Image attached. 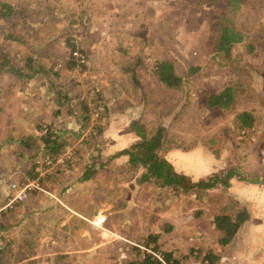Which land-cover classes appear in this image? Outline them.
Returning a JSON list of instances; mask_svg holds the SVG:
<instances>
[{"label":"rangeland","instance_id":"374dc122","mask_svg":"<svg viewBox=\"0 0 264 264\" xmlns=\"http://www.w3.org/2000/svg\"><path fill=\"white\" fill-rule=\"evenodd\" d=\"M6 1L21 9L25 16L22 19L37 26V33L27 34L23 26L21 31L27 37L29 35L34 38V45L31 43V46L35 50L41 48L39 52L46 62L45 65L51 62L62 68L56 82L69 86L72 93L83 92L82 96L87 98L88 106L95 111H92L86 128H82V121L80 123L78 118L69 112L68 104L64 102L58 107L53 102L55 96L44 77L36 78L41 79L39 81L19 80L5 92H0V109L4 108L1 114L7 110L9 115L5 118L1 136H6L4 133L7 131L13 134L24 131L34 134L38 126L51 122L56 127L68 128L74 135L67 133V152L78 151L73 157L74 172L67 173L76 175L79 165L75 162L84 165V160L90 153L93 156L97 154L94 159L99 162L103 156L106 158L136 142L138 137L130 128L132 119L141 114V118L153 120L157 115H164L161 125L181 139L180 145H171L165 151L166 159L179 173L197 179L239 166L238 169L250 177L254 174H264V29L260 28L261 22L264 25V8H260L264 7V0H243L234 17L238 28L249 32V39L236 44L231 50V56L238 60L241 70L235 69L236 65L234 67L233 63L229 67L218 63V58L211 59V26L216 24L226 11V6L220 3L196 6L195 0ZM38 10L43 15L35 14ZM26 13H31V18ZM118 44L131 47L128 53L130 58H134L140 51L142 52L139 55L146 56V60L155 55L171 57L177 65L179 64L176 66L179 72H183V86L172 92L164 89L162 85L160 90L154 89L156 80L142 72L141 66L136 70V84L131 82L129 75L119 66L124 63L127 50L122 54V51L118 50ZM24 47L29 50L27 46ZM74 53L80 57L79 63L72 67L63 65L62 62L69 54ZM189 66H199V69L189 73ZM72 81L77 85H73ZM228 86L238 89L231 105L228 108L207 107L208 96L219 93ZM239 86H243L242 90H239ZM95 98L100 99L98 106H106L102 107L106 109V113L94 107ZM16 108L22 112L18 114L19 110L15 111ZM74 109L76 114H82L80 106L74 105ZM55 110L58 111L54 112ZM242 111H251L254 115L250 129L241 126V122L235 118V115ZM92 125L100 128L91 131ZM1 130L2 128L0 133ZM82 140H85L86 144L82 143ZM9 148L8 144L0 147V167L4 166V162L9 164L5 161L8 159ZM40 159L42 158H38V161ZM43 161L48 163L46 159ZM27 163L26 161L24 165ZM16 167L9 166L2 173L5 174ZM36 170L39 172L36 178L23 175L20 177L22 179H18L21 176L18 166L14 179H8L11 198L5 206L20 191L19 187L11 188L12 183L35 184L44 172L51 173L54 167L45 169L38 163ZM140 170L141 168L131 169L127 155L110 160L105 170H99L83 183L87 188L79 189L81 193L85 192L83 197L87 201L78 203V213L82 214L83 211L87 213L85 217L89 221L98 222L97 218L100 216L94 215L100 204L106 205L109 200L111 195L107 191L115 188L116 194L118 193V197H115L120 199L116 201L117 206L118 201L125 203L130 198H137L138 201L136 208L126 210L129 208L128 204L124 209V222H128V225L122 227L124 233L135 232L139 239H144L149 232L162 227L166 222L172 229L163 232L158 242L156 239V242L149 244L160 242V246L168 252L180 245L195 248L194 245L211 246L214 240L217 242L213 236L215 231L212 233V217L221 212L224 203L235 200L230 190L218 185L208 191L178 195L162 191L153 181L137 183L135 180L139 179ZM52 173L55 182L50 186L49 181L53 178H48L42 184L58 192L55 189L59 186L62 175L55 171ZM63 176L62 181L65 180ZM102 185L107 188L104 192H100ZM43 205L39 204V207ZM2 207L0 206V209ZM201 209L202 215L196 218L195 213ZM53 212L52 215L40 218V224L35 229L32 225L30 228L24 227V230L34 232L37 228L38 234H44L40 237L47 238H43L44 241H48L49 236L61 240L74 237L80 242L96 239L97 233L94 231L85 236L86 227L83 223L63 216L60 211ZM61 219H65V222H61ZM124 222L120 221L119 224ZM37 239L38 237H31L29 240L32 248L34 243L37 242V245L41 242ZM172 254L171 252V259L166 260L172 264H175L173 260L177 261V264H188V260L193 263V258L196 257L193 252L188 254V260L173 258ZM218 261L219 264L225 262L224 259ZM196 263L200 264L199 261Z\"/></svg>","mask_w":264,"mask_h":264},{"label":"trees","instance_id":"16d2710c","mask_svg":"<svg viewBox=\"0 0 264 264\" xmlns=\"http://www.w3.org/2000/svg\"><path fill=\"white\" fill-rule=\"evenodd\" d=\"M244 2L243 0H195L196 6H201L203 4H216L220 3L223 6H226V11L216 24L211 26L210 35L212 36L210 40V48L212 50L211 59L218 58V63L234 67L235 69H240L238 65V60L231 56V50L238 43H242L244 40L249 39V32L244 31L243 29L238 28V25L235 21V16L240 8V4ZM243 5V4H242ZM246 5L243 7V9ZM263 9L264 7H260ZM27 14V13H26ZM29 18H31V13ZM27 14V16H28ZM35 14L43 13L37 11ZM22 17H25L21 12V9H17L13 4L6 0H0V78L4 74L11 75V82H16L18 80H27L31 81L36 78L44 77L47 83L50 85L51 90L54 94V103L60 107L64 102L68 104V110L71 114L75 115L78 118V121H82L83 127L86 128L88 125L92 111V107L88 106V100L82 96L81 91H77L76 94L72 93L69 86L60 85L56 82L57 76L59 75L60 70L62 69L57 64L51 63L45 65L43 58H41L40 49L35 50L29 45L30 53L22 50V38L26 40V34L21 31V28H25L27 34L37 33V26L30 25ZM23 26V27H22ZM260 28L264 29V25L261 22ZM29 36V35H28ZM30 37V36H29ZM16 42V43H14ZM129 45L118 44V50L122 51V54L127 53L124 56V63L119 66L121 69L128 74L130 81L136 84L137 74L136 70L139 66L142 67L143 71L156 80L154 89L160 90L162 85L164 89L168 91L178 90L183 86L184 77L183 72H179L177 69L176 61L168 56L155 55L153 57L139 55L140 51L134 58L128 56L129 50L131 47ZM81 53L83 50H80ZM80 57L76 55L69 54V57L62 62L63 65L72 67L74 64H78ZM234 60V61H233ZM228 62L230 64H228ZM83 66L82 64H80ZM199 65V64H197ZM202 66V65H199ZM198 66V67H199ZM238 66V67H237ZM189 73H193L199 68L197 66H189ZM84 68V67H83ZM55 76V77H54ZM42 78V79H44ZM73 85H77L72 81ZM138 86V85H137ZM243 86H239V90H242ZM235 91L238 89L234 86H228L223 89L221 92L216 94H210L207 98L206 105L209 108L221 107L228 108L231 103L235 100L234 96ZM81 98V99H79ZM100 99H94V107L96 109H102L106 113V106H98L97 102ZM80 106L82 114H76L74 105ZM103 107V108H102ZM58 110H55L56 112ZM149 111H152L149 109ZM148 111V112H149ZM142 115V114H141ZM137 116L135 119L130 121V128H132L134 134L138 137V140L128 146L127 148L117 151L106 158H103L97 162L94 159L91 153L87 156V159L84 160V165L75 162L76 165H79L81 174L77 178L78 181H85L90 178L91 175L96 174L99 170H105V167L108 165L110 160L115 159L120 155H127L128 163L132 170H138L141 168V173L139 179L135 180L137 183L151 182L157 184L158 188L162 191H169L178 193V195H188L189 193H196V191H208L220 185L222 187H229L230 181L232 178H236L241 181H248L251 183H258L261 181V176L255 174L253 177L247 175V173L242 172L237 167H229L224 172H213L210 173L207 177L203 178H190L185 174L179 173L175 167L166 159L165 151L167 147L171 145L178 146L181 144V139L176 137V134H172L162 124L163 116H156L157 121L152 118L145 119ZM236 120L240 123L241 126L250 129L253 125L254 115L251 111H242L235 115ZM81 119V120H80ZM155 121V122H154ZM81 123V122H80ZM85 124V126H84ZM93 128V129H92ZM100 127L92 125L91 131L96 130ZM67 133L74 135L71 130L62 129L59 126H55L52 122L45 124L44 126H38L36 132L32 135H23L18 138V152L17 159H19L20 169H24V175L28 178H36L39 172L36 170L37 164L40 163L43 168H48L50 166L54 167L52 172H58L60 175L61 171L66 168V165L73 167V157L78 150H73L72 153L67 152ZM77 134V132H76ZM86 144L85 140L81 141ZM42 158L38 161V158ZM46 159V162L43 161ZM28 162L27 165H24L25 162ZM48 173L47 171L42 174L36 181L40 189H31L28 191L25 199L16 201L14 203H19L27 200L32 195L39 193L42 188V183L47 178H53V173ZM62 177V176H61ZM100 187V185L98 186ZM114 189V190H113ZM107 191L110 197L114 198L117 196L115 188ZM107 190L102 185L100 192ZM109 197V201H111ZM118 197V196H117ZM117 199V198H116ZM120 200V199H117ZM119 202V201H118ZM117 202V203H118ZM13 203V204H14ZM12 204V205H13ZM124 204V203H121ZM219 205V203H218ZM14 206V205H13ZM12 206V207H13ZM11 207V208H12ZM235 210L229 212L230 209ZM10 210L4 211L1 213V218L6 216L7 212ZM95 212V211H94ZM93 212V213H94ZM202 215V209L198 210L195 213V217L199 218ZM248 214L244 208L237 205L236 202H226L221 208V212L215 213L212 217L213 229L216 231V241L217 244L226 245L229 243L240 225L246 220ZM165 232H169L172 229L168 223H163L162 225ZM9 228L8 219L5 218L0 222V230L4 231ZM156 235L151 233L142 238L143 243L148 245L151 242H156ZM154 249L159 250L157 244H153ZM195 246V245H194ZM197 247V246H195ZM191 248V253L196 251V257H200L203 264H217L219 259V254L215 253L211 249L202 251L201 249ZM6 244L0 245V257L3 255V260L0 259V264H5L6 258L9 252ZM160 251V250H159ZM161 252V251H160ZM162 254V252H161ZM171 253L163 252V257L165 260L169 261ZM206 261V263H204ZM173 263L177 264V261L173 260ZM158 263L151 255L145 254V257L140 262H131L128 264H156Z\"/></svg>","mask_w":264,"mask_h":264},{"label":"crops","instance_id":"0c3cea01","mask_svg":"<svg viewBox=\"0 0 264 264\" xmlns=\"http://www.w3.org/2000/svg\"><path fill=\"white\" fill-rule=\"evenodd\" d=\"M26 38V40L22 38L23 44L21 49L30 53L31 50L29 45L33 44L34 38L29 36H26ZM24 45L27 46L30 51L25 49L26 47H24ZM36 80L39 81L41 79H35V81ZM18 81H16V83ZM13 83L11 82V75H2L0 78V92H5ZM3 109H0V121L2 122V126L3 124L5 125V118L9 116L7 110H4L1 114ZM18 110V114H20L22 111L19 108L15 111ZM17 118L18 117L15 115V120H17ZM2 126H0V129L2 128L0 133V147L5 144H8V147H10L7 150L9 151L7 153L8 159L5 160L9 164L7 165L4 162V166L2 165L0 167V206H3L0 210V222L7 218L9 223L8 229L4 231L0 230V245L6 244L8 249L6 252H9L7 257H5V264H128L131 262H140L145 257V253L133 245V243H143L142 239H139L140 237L137 236V233H124L122 231L123 225H128L127 221L124 222L126 210L137 207V198H130L124 204H121V201H119L118 206L116 205L117 199H113L112 201L107 200L106 205L101 203L99 206L100 208L96 211L94 216H100L98 217L100 219L104 218L102 223L103 227L94 224L85 217L87 213L83 211L82 214L80 212L78 213V203L87 201V199L83 197L85 192L83 191V193H81L79 190L87 188L83 184L86 180L78 181L77 179L81 174L80 168L78 172H76L78 173L76 175L67 173L69 171L74 172V166H67V168L61 171L65 180L62 181L63 178L59 175V180L61 181L58 182L60 184L55 189L58 192H54L50 189V186L55 182L54 180H56L53 178V180L49 181L50 186L42 184L43 189H41L39 193L32 195L23 202L14 203V206L12 205L13 207L5 206L4 204L11 198L9 187L10 180L8 179H14V174H16L15 171L19 166L17 159L18 144L16 140L23 135H33V133L24 131L20 134H13L7 131L4 133L6 136L3 137L1 134H3L4 126ZM6 128L9 130L8 127ZM9 166L17 167L14 170L7 171L5 174L2 173V171L7 170ZM20 173L21 176H19L18 179H22L20 177L24 175L23 168L20 169ZM262 176L261 181L258 183L241 181L234 177L230 181V186L227 187V189L232 192L231 194L235 196H233L235 199L233 201L236 202L237 205L239 204L238 206L244 208L248 214L246 220L240 225L233 239L226 245L220 246L214 240L211 246L195 247V245L193 247L201 249L203 252L211 249L219 254L218 260L224 259L225 262H221L223 264H264V178L262 179ZM39 204L44 205L40 208ZM128 204L129 208H126ZM102 207L104 208L102 209ZM125 208L126 210H124ZM7 210L10 211L7 212L6 216L1 218V213ZM53 211H55V213L60 211L63 216L83 223L86 227L85 236H88L90 231H94L97 233L96 239L80 242L74 237H67V239L65 237L64 240H61L58 237L49 236L48 241H44L42 239L45 237H40L44 234H38L37 228L34 232L29 229L24 230V227L30 228L32 225H34L35 229V227L40 224L38 220L45 215H52L54 213ZM166 217L168 218L169 216L166 215ZM62 221L65 222V219H61V222ZM120 221L124 223L120 225ZM63 227L66 228L65 226ZM19 232L22 233L19 234ZM163 232H165L163 227H159L149 233L156 235L158 242V239L162 238L161 235ZM212 233H214V229ZM83 235L84 232L82 233V236ZM213 236H216V231ZM31 237H38L37 240H41L37 245V242L33 244V246H36H34V248L29 245ZM45 240H47V238H45ZM157 245L159 250L162 249L160 251L167 252V249L160 246V242ZM190 247L191 246L180 245L177 249H170V251L173 253V258L179 257L180 259H187L188 254L191 252ZM170 251H168V253ZM193 253H196V251ZM3 255H5V253L0 257L1 260H3ZM197 261L203 264L200 257L193 258V263L188 260V264H197ZM217 264H219V261H217Z\"/></svg>","mask_w":264,"mask_h":264},{"label":"built area","instance_id":"2783aa9c","mask_svg":"<svg viewBox=\"0 0 264 264\" xmlns=\"http://www.w3.org/2000/svg\"><path fill=\"white\" fill-rule=\"evenodd\" d=\"M74 55H76V54L74 53ZM16 187H19V189H20L19 194L17 196H14V198L10 200V202L7 205L8 207H10L16 201H20V200L25 199L29 190L35 189V188L40 189V187H39L37 182L35 184L26 183V184H23V185H18L17 183H12L11 184V188H16ZM97 220H98V222H95V221H92V222L94 224L101 225V223L104 220V218H101V219L97 218ZM133 245L138 247L145 254L151 255L160 264H172V263L167 262L164 259L163 254H161V252L159 250L154 249V245L153 244L146 245V244H143V243H141V244L140 243L139 244L133 243ZM204 263H206V261H204Z\"/></svg>","mask_w":264,"mask_h":264}]
</instances>
